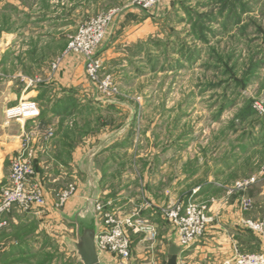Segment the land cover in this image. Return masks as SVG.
<instances>
[{
	"label": "rangeland",
	"instance_id": "obj_1",
	"mask_svg": "<svg viewBox=\"0 0 264 264\" xmlns=\"http://www.w3.org/2000/svg\"><path fill=\"white\" fill-rule=\"evenodd\" d=\"M137 1L0 0V89L8 86L19 92L10 106L26 98L36 102L21 94L47 85L53 76L68 70L69 82L80 73L97 96L117 99L113 112L120 113L118 117L111 111L75 113L65 132L122 130L124 144L132 150L123 154L125 167L116 170L119 173L138 176L147 169L144 161L170 160L167 166L155 168L163 173L150 190L160 197L168 194L169 201L153 216L141 217V208L133 210L139 212L134 218L150 227L129 232L130 264H166L168 245L175 242L176 234L164 210L180 201L206 202L214 221L210 206L214 198L229 191L225 186L211 187L206 195L195 192L186 197L201 181L177 180L181 171L198 170L207 177L214 163H223L233 154L242 155L236 176L240 170L254 169L257 161L264 164V141L259 138L264 116L256 105H264V0H156L150 8ZM111 10L114 14L96 55L101 59V80L110 76L116 84L112 93L91 81L82 54L67 51L82 24ZM104 50L109 52L103 57ZM22 76L27 81L39 78L36 87L27 88ZM1 101L0 129L5 120ZM30 132L34 137V131ZM245 138H249L246 147ZM58 159L69 161L58 155L49 161ZM134 161L142 163L133 168ZM66 168L67 175L54 182H44L37 173L46 191V205L0 235V264H83L75 247L77 226L61 214L66 205H55L58 190L74 182L75 197L84 182L72 165ZM137 179L135 188L143 192ZM142 192L136 189L132 195Z\"/></svg>",
	"mask_w": 264,
	"mask_h": 264
},
{
	"label": "crops",
	"instance_id": "obj_2",
	"mask_svg": "<svg viewBox=\"0 0 264 264\" xmlns=\"http://www.w3.org/2000/svg\"><path fill=\"white\" fill-rule=\"evenodd\" d=\"M108 52L104 50L102 56L104 57ZM67 71L63 75L53 76L47 85L21 94L37 100L40 105L39 116L24 123L26 130L34 131L35 134L33 146L36 148L37 173L39 172L43 177L44 182L47 179L48 182H54L64 178L67 175L66 167L72 165L73 172H80L83 175L84 182L81 180L78 194L70 199L66 204L67 209L61 211V214L70 215L81 208L88 196L92 194L98 196V199L102 198L121 215H129L138 208H141V217L158 214L162 206L169 201V195L163 192L160 197L152 194L150 190L161 179L162 165L167 166L170 160L148 159L144 161L146 172H138V176L133 172L131 174L122 171L119 173L116 170L125 167L121 160L123 154L132 150V146L124 144L122 130L114 128L104 131V128H101L92 132L77 128L78 130L73 134L69 132L66 134L65 130L68 126L71 127L69 119H72L71 116H76L75 113L83 115L89 112L111 111L115 117L120 115V113L113 112L118 103L117 99L112 101L97 96L95 90L88 82H85L86 78H82L80 73L77 75L79 80L69 82L70 74ZM18 95V91L8 86L0 89L3 110L10 106L9 101L18 100ZM14 121L7 124L5 116L0 129V162H2L0 185L9 178L8 158L21 147L19 137L22 134L23 123L18 120ZM13 124H16V128H12ZM47 128H53L55 132L52 138L45 142L42 136ZM259 138L264 141V131ZM246 141H249V138L244 140V147L249 145ZM57 155L58 157H69V161L61 159H58L57 163L55 160L49 161V158L52 159V156L57 157ZM103 157L106 160H102ZM241 157L242 155L233 154L223 163H214L211 167L213 172L207 177H204L202 171L198 170L181 171V176L177 180L189 182L198 178L201 181L186 194V197L193 196L195 191L201 196L206 195L211 187L220 189L225 186L229 191L224 192L221 197L214 198L210 212L215 220L209 224L204 237L195 241L189 248L182 250L179 255L180 264H221L226 257H231L238 251L253 253L264 251V239L258 233L250 231L244 224L247 218L255 220L264 216V164H258L257 161L252 164L254 169H244L243 172L240 170V175L236 176L237 168L242 162ZM138 163L142 162L134 161L131 167L137 168ZM157 166L160 169H155ZM50 168L53 170L51 171ZM138 177L140 178L139 183L142 184L140 186L145 188L143 192L139 187L135 188ZM252 177H255L253 183L246 187H237V182ZM170 188H172L171 192L174 188ZM84 189L87 190L85 196L81 193ZM136 189L144 194L141 195L144 196L142 200L140 195H132ZM243 198L252 200L251 208H243ZM145 201L147 205L144 204ZM31 214H37V212L14 213L10 217V223H17L18 220H23L22 217L25 215ZM174 241L176 243V239ZM102 257L107 258L113 264L116 262L110 254L102 255ZM212 258L214 262L211 261Z\"/></svg>",
	"mask_w": 264,
	"mask_h": 264
},
{
	"label": "built area",
	"instance_id": "obj_3",
	"mask_svg": "<svg viewBox=\"0 0 264 264\" xmlns=\"http://www.w3.org/2000/svg\"><path fill=\"white\" fill-rule=\"evenodd\" d=\"M156 0H138L137 3L150 8ZM114 11L101 14L92 18L90 22L82 24L77 33L72 36L67 51H74L82 54L85 58V67L89 78L102 91L112 93L116 90V84L110 76L101 80V59L96 55L97 47L105 39L107 26ZM61 59L53 62L52 68H56ZM28 87H36L39 78L28 79L22 76ZM260 113L264 116V105L256 103ZM6 123L12 119L22 121V134L20 135V149L8 158L9 175L8 181L0 187V234L7 230L10 217L14 213L38 212L46 205V191L35 168V146L32 132L26 130L24 123L39 116L40 107L38 102L30 99H22L17 105L8 106L5 109ZM54 135L53 128L47 129L42 138L49 141ZM1 136V134H0ZM255 177L241 180L236 183L237 187H246L253 183ZM77 185L69 182L67 186L58 190L55 194V205L59 208L65 207L66 203L77 193ZM196 192V191H195ZM243 208L252 207V200L243 198ZM96 215L99 221V229L96 238V246L100 255L110 254L116 260V264H130L132 256L131 236L129 232L144 230L149 225H142L141 221L134 218L139 212L129 215H121L114 210L102 198L95 201ZM167 218L175 227L176 244L182 250L189 248L195 241L205 235V231L213 217L208 215V203L196 201H180L164 210ZM140 224H139V222ZM244 224L248 229L258 233L264 239V216L260 219H245ZM222 264H264L263 252H236L233 256L226 258Z\"/></svg>",
	"mask_w": 264,
	"mask_h": 264
},
{
	"label": "water",
	"instance_id": "obj_4",
	"mask_svg": "<svg viewBox=\"0 0 264 264\" xmlns=\"http://www.w3.org/2000/svg\"><path fill=\"white\" fill-rule=\"evenodd\" d=\"M98 196H88L81 208L70 215L63 214V217L77 226V241L75 247L83 264H108L100 255L96 246L99 221L96 215L95 201ZM168 259L166 264H180L179 255L182 252L180 246L175 242L168 247Z\"/></svg>",
	"mask_w": 264,
	"mask_h": 264
},
{
	"label": "trees",
	"instance_id": "obj_5",
	"mask_svg": "<svg viewBox=\"0 0 264 264\" xmlns=\"http://www.w3.org/2000/svg\"><path fill=\"white\" fill-rule=\"evenodd\" d=\"M0 187H1V185H0ZM5 231H6V230H5ZM5 231H3V232H5ZM3 232H2V233H3Z\"/></svg>",
	"mask_w": 264,
	"mask_h": 264
}]
</instances>
